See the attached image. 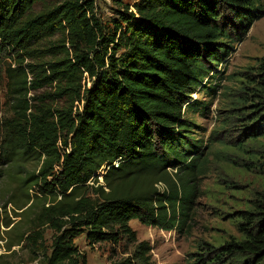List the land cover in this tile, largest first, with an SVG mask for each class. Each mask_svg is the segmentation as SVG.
Instances as JSON below:
<instances>
[{
  "label": "trees",
  "instance_id": "16d2710c",
  "mask_svg": "<svg viewBox=\"0 0 264 264\" xmlns=\"http://www.w3.org/2000/svg\"><path fill=\"white\" fill-rule=\"evenodd\" d=\"M42 1L0 0V61L18 64L6 72L12 110L0 118V184L19 185L26 200L16 216L23 211L33 226L20 236L0 212V241L2 228L10 229L18 240L7 248L27 242L40 264H87L75 243L83 235L89 246L126 241L131 255L112 264H155L130 223L165 231L185 223L205 159L190 138L186 115L199 108L191 95L231 56L264 2L140 0L130 7L117 0L122 9L109 28L95 0L32 13ZM58 34L62 41L38 48ZM48 56L60 58L45 62ZM244 83L237 103L248 105L249 96L255 104L238 148L249 154L244 146L264 147V64ZM46 87L52 91L29 98ZM60 100L67 105L49 104ZM256 157L250 161L264 181V160ZM33 161L39 169L27 171ZM253 203L237 217L242 238L223 245L211 264H264V190Z\"/></svg>",
  "mask_w": 264,
  "mask_h": 264
},
{
  "label": "rangeland",
  "instance_id": "374dc122",
  "mask_svg": "<svg viewBox=\"0 0 264 264\" xmlns=\"http://www.w3.org/2000/svg\"><path fill=\"white\" fill-rule=\"evenodd\" d=\"M64 1L43 0L34 7L32 13H40ZM120 1L131 7L140 0ZM95 8L98 18L109 28H112L113 20L118 18V10L122 9L117 0H95ZM261 13L263 15L246 36L236 42L231 56L224 63L214 66L210 77L203 82L204 88H199L191 95V102L199 108L188 110L189 114L186 115L190 123V138L202 146L205 159L203 173L194 182L195 192L184 217L185 223L173 231L146 226L139 221L130 223L138 241L150 244L155 264H211L223 245L242 238L237 228L238 214L252 207L264 190V181L257 175L250 161L252 154L263 161L264 147L256 149L252 145L244 146L249 154L240 153L238 148L245 137L244 128L250 127L246 119L250 117L251 105L255 103L250 101L249 96H246L248 105L237 103V92L241 85L247 86L244 82L251 73L257 72L260 64H264V7ZM62 40V34H58L44 41L38 48L46 49L52 43ZM59 58L48 56L45 62ZM27 63L31 61L27 60ZM17 66V61L12 57L4 56L0 61V118L11 115L12 100L9 98L6 72L9 67ZM208 87L215 88V91H209ZM51 91V87L31 91L29 98L42 97ZM49 104L61 108L67 102L50 101ZM260 140L264 142L263 137ZM26 168L27 171L35 172L39 164L33 161ZM159 189L164 191L165 186L159 185ZM36 191L32 189L30 193L34 196ZM25 200L19 185L10 178L0 184V212L4 218L13 220L12 227L20 230V236L27 237L33 226L27 223L23 211L17 210V216L15 213L17 205L22 206ZM34 210L38 211L37 208ZM9 230L2 228L0 264H40L41 255H36L27 242L10 250L7 248L12 238L18 240ZM52 236L53 232L47 230L46 246L52 245ZM75 243L79 251L86 255L87 264H112L126 259L131 255L126 253L127 250H133L126 241L117 247L111 244L89 246L85 235L76 239Z\"/></svg>",
  "mask_w": 264,
  "mask_h": 264
}]
</instances>
